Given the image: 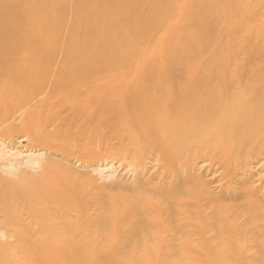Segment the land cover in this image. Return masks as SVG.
I'll return each instance as SVG.
<instances>
[{"label":"bare ground","instance_id":"1","mask_svg":"<svg viewBox=\"0 0 264 264\" xmlns=\"http://www.w3.org/2000/svg\"><path fill=\"white\" fill-rule=\"evenodd\" d=\"M13 2L17 1L5 0L0 16H10L24 24L5 27L10 33L0 31V105L6 95L15 97L22 107L25 100L36 101L34 95L23 90L24 82L29 80L35 85L36 78H41L36 68L30 67L35 61L56 57L20 49V43L34 40L47 47L45 45L64 41V36L51 26L52 21L72 19L77 14V7H88L90 31H97L99 24L93 26L94 23L107 19L110 24L104 30L109 33L105 34H113L116 22L120 20L116 1L110 7L97 9L89 0H76L71 4L61 0L58 8H48L39 20L44 30L38 33L24 27L31 20L23 15V7ZM136 3L127 0L119 9L129 13ZM188 16L191 25L198 21L197 17ZM208 23H204L206 30L211 29ZM187 30L183 33L190 32ZM79 41L85 40L81 38ZM101 49L106 60H120L118 53ZM183 52L188 54L190 51L184 49ZM92 57L87 63L92 62ZM167 60L160 69L154 66L127 68L125 64L112 69L94 65L64 69L66 81L55 82L44 90L41 107L34 106L31 111L58 106L61 122L67 129L64 136L70 138L65 144L76 151L78 149L80 158L94 160L96 147L101 145L106 160L121 155L118 162L126 166L135 163V173L140 177L143 155L154 154L162 160L163 169L172 175L177 174L180 182L175 179L155 190L159 195L163 194V200L160 199L157 206H150L142 196L133 201L129 197L108 195L102 213L96 217H85L84 201L63 197L53 184L41 182V185L28 184L22 190L13 188L11 192L23 200L24 206L37 218L45 220L44 213L53 204L63 210L79 212L73 221H64L65 225L76 230L68 240L32 239L30 244L46 243L44 249L38 248L42 251H35L32 255L47 264H131L130 259L134 260L137 253L134 264H149L147 259L151 257L146 253L151 247L145 245L142 248L134 242L144 239L145 242L156 240L163 245L162 257H159L162 263L159 264H166L164 260L170 254L179 259L184 256L193 259L199 255L197 252L201 251L198 248L202 242H215L218 248L211 246L204 252L206 262L227 264L232 250L222 247V243L248 236V230L253 232L248 238L264 246L260 242L264 239V204L248 206L253 209L252 213L241 219L236 211L231 213L225 205L212 202L207 183L200 174L215 167L222 169L224 178L228 179L233 163L239 159L249 166L260 162L264 168V82L237 91V83L216 80L215 69L210 66L194 65L189 75L184 76L185 66L175 64L177 57ZM62 91L67 93L58 95ZM199 164V167L195 166ZM179 170L191 172V176L181 175ZM195 171L199 174H194ZM9 192L5 188L0 190L2 195ZM95 199L103 200L98 194ZM0 205L4 210L8 209L5 201ZM149 210L153 211V220L146 218ZM108 213L111 215L109 220ZM107 221H111L116 231L105 236L100 229L106 227ZM150 227L154 228V233L147 230ZM131 245L136 251H132ZM177 245L182 248L178 249ZM260 248L256 254L264 258V250ZM3 261L0 254V264Z\"/></svg>","mask_w":264,"mask_h":264},{"label":"rangeland","instance_id":"2","mask_svg":"<svg viewBox=\"0 0 264 264\" xmlns=\"http://www.w3.org/2000/svg\"><path fill=\"white\" fill-rule=\"evenodd\" d=\"M16 1L13 3L23 7V15L31 20L24 27L41 33L44 28L39 20L45 16L48 8H58L61 0ZM66 1L71 4L76 0ZM114 1L118 6L120 20L116 22V31L113 34H105L109 33L104 30L110 24L107 19L94 23L93 26L99 24V27L97 31H90L88 18L91 19V16L88 7L78 8L75 5L77 14L72 19L52 21L51 26L64 36V41L45 45L47 47L34 40L19 44L20 49L56 57L43 62L35 61L30 67L36 68L38 77L43 79L40 81L41 78H36L35 85L29 80L23 83V90L34 95V103L25 100V106L22 107L15 97L6 95L4 103L0 105V190L5 188L10 191L6 195L0 194V203L5 201L8 204L7 210L0 205V254L4 260L2 264H47L32 255L35 251H42L46 243L30 244L29 241L68 240L76 230L71 225H65L64 221H73L79 216V212L74 209L63 210L53 204L51 209L45 211V220L37 218L24 206L23 200L11 192L13 188L22 190L28 184L41 185V182L53 184L63 197L72 201H84L85 217H96L102 213L108 195L117 198L129 197L133 201L142 196L150 206H157L159 200H163V194L159 195L155 190L175 179V182H180L177 174L172 175L170 171L163 169L162 160L154 154L143 155L140 177L135 173V163L126 166L118 162L122 159L121 155L113 160H106L102 155L104 149L101 145L98 146L100 150L96 147L94 160L80 158L78 149L76 151L65 144L70 138L64 136L67 129L61 122L62 115L58 106H45L31 111L34 106L41 107L39 104L44 90L51 88L55 82L66 81L64 69L86 65L112 69L120 64H125L127 68L135 66L143 69L154 66L160 69L167 64L169 57L175 56V64L185 66L184 76L189 75L194 65H206L215 69L216 80L237 83V91L264 82V0H135L137 3L129 13H123L119 9L127 0H89L97 9L110 7ZM4 2L5 0H0V13ZM189 14L198 18L193 25L188 20ZM84 21L86 23L81 24ZM206 21H209V30L204 27ZM23 24L10 16H0V31L3 33H10L5 27H19ZM71 25L73 26L70 27ZM187 29L190 32L183 33ZM86 33L89 35L86 36ZM116 33L120 36L115 35ZM81 38L85 40L82 43L79 41ZM101 47L110 53L121 55L120 60H106ZM184 49L190 52L187 54L183 52ZM91 56L94 57L89 64L87 62H90ZM65 93L67 92L62 91L58 95ZM259 164L249 166L239 159L233 163L232 174L228 179L224 178L222 169L212 167L207 173L203 170L200 174L207 183L212 202L225 205L230 208L231 213L236 211L241 219L252 213L253 209L248 206L264 204V168L260 162ZM195 166L199 167L200 164ZM179 171L181 175L191 176V172ZM194 174L199 172L195 171ZM96 194L103 200L96 201ZM152 212L149 210L146 213L148 220H153ZM106 216L111 219L109 213ZM114 230L115 227L109 221L100 232L107 236ZM147 230L154 233L153 227ZM251 234L252 230H248V236L222 243V247L232 250L227 264H264V258L256 254L261 250L260 247L264 250V246L248 238ZM108 242H111L109 238ZM134 242L141 247H151L148 253L145 252L151 257L147 259L149 264L162 263L159 257H162L163 245L159 241L145 242L141 239ZM260 242L264 243V239H260ZM206 243L202 242L198 248L201 251L197 252L199 255L193 259L184 258L185 256L179 259L178 256L170 254L164 262L208 264L204 253L206 248L212 246L216 249L219 245L215 242ZM177 248L182 247L177 245ZM132 251H136L134 246ZM135 256L134 260L130 259L131 264L136 263Z\"/></svg>","mask_w":264,"mask_h":264}]
</instances>
